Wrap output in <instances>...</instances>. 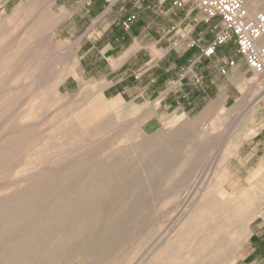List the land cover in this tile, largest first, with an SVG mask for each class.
Segmentation results:
<instances>
[{"label":"rangeland","instance_id":"obj_1","mask_svg":"<svg viewBox=\"0 0 264 264\" xmlns=\"http://www.w3.org/2000/svg\"><path fill=\"white\" fill-rule=\"evenodd\" d=\"M141 4L138 25L159 28L156 49L150 45L153 37L143 42L158 61L150 79L136 80L135 68L124 82L123 71L101 78L107 72L96 58L107 46L105 39L93 51V62L80 63L90 46L81 39L63 45L64 27L0 28V205L24 203L29 208L14 226L0 221V260L25 261V253L14 249L26 245L37 217L48 214L60 198L74 204L86 199V193L88 200L98 201L90 212L95 230L49 250L41 264H264V147L245 161L234 157L226 141L241 105L261 92L253 104L264 107V79L248 66L242 76L219 71V60L235 57L231 43L201 62L206 90L201 125L195 120L197 111L189 118L167 112L157 98L176 85L190 63L171 52L174 41H160L161 25H200L203 15L193 5L175 8L172 0ZM252 4L259 6L254 10ZM249 9L252 14L263 10V0H250ZM102 17L91 25L95 31L107 23ZM47 21H52L49 13ZM205 25L210 32L218 23ZM165 51L169 54L164 58ZM139 60L148 62V52ZM138 82L157 93L151 98L137 94L133 88ZM259 144L264 146V133L251 146ZM197 210L195 224L181 230Z\"/></svg>","mask_w":264,"mask_h":264},{"label":"crops","instance_id":"obj_2","mask_svg":"<svg viewBox=\"0 0 264 264\" xmlns=\"http://www.w3.org/2000/svg\"><path fill=\"white\" fill-rule=\"evenodd\" d=\"M88 1H90V5H88ZM141 1L116 0L109 5L104 0H0V28L4 25H58L56 29L64 27L63 37L61 38L63 45H74L81 39L83 46H90L79 59L80 63L93 62V51L105 39L107 46L105 45V48L98 51L99 54L96 58V61L105 65L107 72L101 78L107 79L113 73L123 71L124 77L121 82H124L129 76H132L129 75V72L135 68L136 80L150 79L153 77L152 71L158 67V61L154 59L152 51L143 46V42L145 39L153 37L155 41L150 45H154L156 49L159 43L157 41L159 28L158 25H138L141 24ZM131 4L132 10H128L131 8ZM154 8L156 9V6ZM47 13L52 15V21H47ZM101 16L107 23L101 25L95 31V27L91 28V25H93L95 19ZM129 18H133V22L129 26H125L124 23ZM188 20L189 18L186 21ZM199 24L161 25L164 26V31L160 41H178V47L171 50V52L174 51L173 54L178 59L188 61L190 66L187 73L178 80L176 85H173L172 89L168 87L159 94L157 99H160L161 107L163 103L165 104L167 112H171L172 115L178 113L180 118H189V115L197 111L195 120L201 125V98L203 99L202 94L206 93L204 86H201V79L203 80V77H201V62L202 60H208V58L203 57L201 50L193 45L197 43L202 48L210 45L215 38L217 25H215L214 31L209 32L204 31V27L209 25H204L200 21ZM93 29L95 32L91 33ZM174 30L176 32L172 34ZM170 34H172L171 37H169ZM181 34L184 35L182 39ZM231 43L234 45V42L231 41L218 47L217 51ZM144 50L148 52L150 60L142 64L139 58ZM168 54L169 52L165 51L164 58ZM230 59L235 61V65L227 70L230 72L229 76L244 75V68L247 66L244 58L236 52L235 57ZM195 79H199V85H196ZM210 84H214V82ZM133 89L137 94L143 92L149 94L150 98L154 93H157L156 88L152 86L143 87L140 82ZM179 92L182 93L180 96L182 103H177L180 97H176V99L170 97L171 94ZM253 100L256 101L253 97L252 100L247 101L237 109L235 113L237 123L233 126L230 139L226 140L229 141L228 150L233 149V152H235L234 157L237 159L244 158L245 161L258 156L260 146L262 149L264 147L260 144L256 148L251 146L254 140L264 133V107L261 108V103L254 105ZM215 115L214 113L213 116ZM247 149L248 153H241V150ZM260 157L263 158L262 161L264 162V153ZM240 190L237 186L236 191H238V194H242Z\"/></svg>","mask_w":264,"mask_h":264},{"label":"built area","instance_id":"obj_3","mask_svg":"<svg viewBox=\"0 0 264 264\" xmlns=\"http://www.w3.org/2000/svg\"><path fill=\"white\" fill-rule=\"evenodd\" d=\"M104 1L110 5L116 0ZM172 4L178 9L193 5L202 13L204 25L218 23L215 38L210 45L205 48L197 43L193 45L201 50L203 57H214L218 47L233 41L237 54L244 58L248 68L264 79V9L252 14L249 10L250 0H173ZM132 22L133 18H129L124 25L129 26ZM180 37L182 39L184 35ZM178 45L179 42L175 41L171 50ZM234 65L235 61L227 58L217 62L223 74Z\"/></svg>","mask_w":264,"mask_h":264},{"label":"bare ground","instance_id":"obj_4","mask_svg":"<svg viewBox=\"0 0 264 264\" xmlns=\"http://www.w3.org/2000/svg\"><path fill=\"white\" fill-rule=\"evenodd\" d=\"M188 1V0H187ZM264 2V0H263ZM254 3V2H253ZM262 6V2L259 3ZM255 5V4H254ZM252 4V8H254V6ZM259 6V5H257ZM256 6V7H257ZM256 7L254 8V10L256 9ZM250 10V9H249ZM251 11V10H250ZM253 11V10H252ZM253 13V12H252ZM254 82V81H252ZM258 81H255L253 83V85L255 86L257 84ZM254 86H252L254 88ZM258 85H256L257 87ZM262 87V86H261ZM263 93L258 92L257 94H255V98H259L260 96H262ZM59 96V95H57ZM77 123V122H76ZM54 125H56L54 123ZM72 127V126H71ZM100 127V126H98ZM97 127V128H98ZM96 128V129H97ZM53 128H50V130ZM70 129V127H69ZM55 131V130H54ZM85 131V130H84ZM49 132V131H48ZM66 132V131H65ZM96 131H94L95 133ZM63 132H61L62 134ZM52 134V133H51ZM50 134V136H52ZM85 134V133H84ZM90 135V134H89ZM92 135V134H91ZM58 136V135H56ZM55 136V137H56ZM94 136V135H93ZM92 136V137H93ZM91 137V138H92ZM52 138V137H51ZM94 138V137H93ZM42 139V138H41ZM49 139V138H48ZM55 139V138H54ZM128 140V139H127ZM118 141V140H117ZM44 142V141H43ZM42 142V144H43ZM56 143V142H54ZM37 144H38V140H37ZM37 144L35 145V147L37 146ZM116 144V143H115ZM39 145V144H38ZM4 146V145H3ZM128 146V145H127ZM29 147V145H28ZM27 147V150H28ZM31 147V146H30ZM29 147V148H30ZM124 148L126 146H123ZM33 148V147H32ZM111 148V147H109ZM121 148V147H120ZM115 149V148H114ZM117 149V148H116ZM123 149V148H122ZM30 150V149H29ZM113 150V149H111ZM114 152V151H113ZM85 155V154H84ZM34 156V155H33ZM88 156V155H87ZM110 157V156H109ZM82 159V158H81ZM111 159V158H110ZM18 160V159H17ZM26 160V159H25ZM17 164V163H16ZM10 165V164H9ZM13 165V164H11ZM14 166V165H13ZM12 166V167H13ZM18 166V165H16ZM15 166V167H16ZM36 169V168H35ZM115 169V168H114ZM45 171V169H44ZM43 171V172H44ZM95 171V170H94ZM109 171V170H108ZM112 171V170H111ZM114 171V170H113ZM106 172V170H105ZM37 173V172H36ZM39 173V172H38ZM110 173V172H109ZM102 174V173H101ZM100 174V175H101ZM104 174V173H103ZM135 175V174H134ZM105 176V175H104ZM114 176V174H113ZM33 177V176H32ZM86 177V176H85ZM101 177V176H100ZM88 178V177H86ZM118 178V176H117ZM122 178V177H121ZM138 179V178H137ZM119 180V179H118ZM120 181V180H119ZM85 182V181H84ZM81 183V182H80ZM117 183V182H116ZM115 183V184H116ZM83 184V183H82ZM95 184H97V181L95 182ZM94 184V185H95ZM84 185V184H83ZM63 187V186H62ZM61 187V188H62ZM82 187V185H81ZM126 189V188H125ZM78 190V189H77ZM76 190V191H77ZM133 190V188H132ZM78 192V191H77ZM83 192V191H82ZM100 192V191H99ZM112 192V191H111ZM110 192V194H111ZM132 192V191H131ZM142 192V191H141ZM93 193H97V192H93ZM127 193V192H126ZM138 193V192H137ZM99 194V193H98ZM101 194V193H100ZM103 194V193H102ZM65 195V194H64ZM134 194H132L133 196ZM85 198L87 199L89 197L88 194L85 193ZM141 196V195H139ZM145 196V195H144ZM63 197V194H62ZM113 197V196H112ZM111 197V199H112ZM132 198V197H131ZM78 199V198H77ZM86 199H84L83 201H75L74 204H72V202H70L67 198H60L59 202L53 207L52 210H50L48 212V214H45V212L43 214H40L39 217H37L38 219L37 222V226L36 228H34L35 230H33L34 232L26 239L25 244L22 247L19 246L18 248L14 249V253L16 254H22L25 253V261H17L14 262L13 258H6L4 260H0L1 264H41L40 260L43 256H45V253L48 254V252L51 251V249L55 248H60L62 246L67 245L70 241H72L73 239H76L78 236L84 234V233H89L91 231L95 230V225L93 224V216L90 215L91 210H94L97 206L98 201H93V200H88L87 202L85 201ZM140 201V200H139ZM146 201V200H145ZM125 202V201H124ZM86 204L89 203V206L87 207ZM127 203V202H126ZM24 204V203H23ZM22 203H18V205H11L7 208H4L2 205H0V211H7L8 215H6V217H2L3 215L0 214V221L2 220H8L11 226H14L16 224V222L18 221V216L21 213H25L27 212V210H29V208L24 207ZM113 205V204H112ZM120 205V204H119ZM126 205V204H125ZM132 206V205H131ZM103 207V206H102ZM192 207V206H191ZM126 208V207H125ZM132 209V208H131ZM114 210V209H113ZM148 210V209H147ZM111 211V210H110ZM115 211V210H114ZM189 211V210H188ZM33 212V211H32ZM39 212V211H38ZM105 212V211H104ZM115 213V212H114ZM113 213V214H114ZM139 213V212H138ZM198 210L193 213V216H190V219L188 220V222L185 224V226L181 229L184 230L189 226L194 225V219L196 216H198ZM20 214V215H21ZM95 215V214H93ZM35 217V216H34ZM96 217V215H95ZM97 218V217H96ZM124 218V217H122ZM98 219V218H97ZM95 220V219H94ZM95 222V221H94ZM126 222V221H125ZM128 223V222H127ZM111 225H113V223L110 222ZM129 225V224H128ZM6 228V226H5ZM101 229V228H100ZM120 229V228H119ZM122 229V228H121ZM7 231V230H5ZM12 231V230H11ZM109 231V230H108ZM112 231V230H111ZM123 231V230H122ZM121 231V232H122ZM179 231V230H178ZM117 232V231H116ZM98 233V232H97ZM102 233V232H101ZM108 234V233H107ZM119 234V232H118ZM123 234V233H122ZM59 237V240L55 242L54 238L55 237ZM106 236V235H105ZM62 237V238H61ZM23 238V237H22ZM21 238V239H22ZM39 238H42V242L39 241L37 242V240ZM118 239V238H117ZM174 239V238H173ZM110 240V239H109ZM12 240H10L11 242ZM119 241V240H118ZM177 241V240H176ZM41 242V243H40ZM4 243V242H3ZM115 244V243H114ZM113 244V245H114ZM76 245V243H75ZM113 247V246H112ZM115 247V246H114ZM117 247V246H116ZM2 249V248H1ZM102 249V248H101ZM50 250V251H49ZM104 250V249H103ZM5 251V250H4ZM45 251V252H44ZM44 252V253H43ZM11 254V253H10ZM57 255V254H56ZM56 257V256H55ZM60 257V256H59ZM45 258V257H44ZM21 259V258H19ZM54 259V258H53ZM23 260V259H21ZM55 260V259H54ZM90 261V260H89ZM79 263V262H78Z\"/></svg>","mask_w":264,"mask_h":264}]
</instances>
